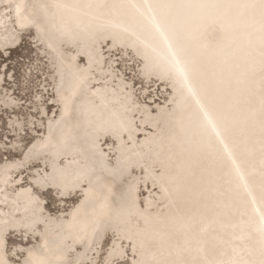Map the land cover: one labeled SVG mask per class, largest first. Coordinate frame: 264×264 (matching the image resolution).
Wrapping results in <instances>:
<instances>
[{
	"label": "bare ground",
	"instance_id": "obj_1",
	"mask_svg": "<svg viewBox=\"0 0 264 264\" xmlns=\"http://www.w3.org/2000/svg\"><path fill=\"white\" fill-rule=\"evenodd\" d=\"M2 4L9 12H0V46L9 15L16 30H34L35 44L56 62L51 106L60 114L40 147L30 143L21 158L0 165V264H93L96 241L109 231L102 264L123 262L127 250L128 264H264V0ZM102 44L137 58L144 81L171 88L154 124L142 117L133 124L140 111L111 87L110 75L95 74L105 68ZM78 53L83 65L74 63ZM106 139L114 144L111 163L99 147ZM33 148L48 157L37 166L47 178L34 169L38 188L61 200L80 194L64 223H57L62 211L55 224L42 218V199L22 179ZM130 171L142 175L141 203L137 181L117 192ZM5 234L21 244L22 234L36 235L40 245L16 246L11 254L21 256L11 261ZM75 249L88 251L87 259Z\"/></svg>",
	"mask_w": 264,
	"mask_h": 264
},
{
	"label": "rangeland",
	"instance_id": "obj_2",
	"mask_svg": "<svg viewBox=\"0 0 264 264\" xmlns=\"http://www.w3.org/2000/svg\"><path fill=\"white\" fill-rule=\"evenodd\" d=\"M4 8L2 4L0 6L1 14L9 12V10ZM13 18V15L7 17L5 25L8 32L1 38L7 45L4 47L0 46V165H4L6 159L8 161H16L21 158L23 154L22 151L30 143L36 142L35 146L40 147L47 140L43 135V132L46 131V125L48 126L49 123L52 124L54 117L58 118L60 114L58 107L56 109L51 106L52 103H54V97H57L55 85L57 84L58 78L54 68L56 62L54 64L52 60H49L50 55L46 52L44 47H41L40 44H35L34 37L37 35H35L34 30H32V28L16 30L14 27V24L17 26L16 21L10 22ZM101 46H103V48H101V61L105 63V68L100 71H95V74L110 75L111 87L118 90L119 93H123V97L128 96L127 103L130 108L134 111H140V115L136 118L133 117V124L137 123L140 126L139 117H142L143 125L154 124L153 121L155 119L164 115L161 114L160 111H165L170 104V102L165 99L169 97V91H167V89L170 90L171 88L167 85L162 86L160 83L152 82L151 79L154 78L144 81V74L140 73L142 68L139 66L140 61L133 57V55H129L128 52L109 51V48L105 47L104 44ZM64 51H68L66 46L62 49V52ZM73 58L74 63L83 65L82 58L78 55H73ZM103 82V79L93 80V84ZM11 101L13 103L11 104L12 106L9 107V103L7 104V102ZM154 126L157 127V125ZM41 138L42 141H44L43 143L39 141ZM132 139H134V143L137 142V136H132ZM127 142L128 140L124 142L125 146ZM99 147L102 151L106 150L108 161L111 163L113 160V151H115L114 144L109 139H106V141L100 142ZM137 147L139 146L137 145ZM133 148H135V146ZM35 149L33 148L30 152L31 158L29 157V159H27L30 168L23 173L22 179L26 185L31 182L32 186L28 185V187L36 197L42 199L44 206L42 205V207L39 208V213L41 216L43 215L42 218H46V220L55 224L57 221L55 219L53 221L52 216L54 218L58 212L62 211L64 212L63 217L65 218L62 217L60 222L57 223H64L63 221L68 217V212L73 206L77 205L80 194L75 196L72 195L67 200H61L56 193L47 188L48 186L44 189L38 188L36 181H40V179L36 178L35 182H32L33 176L36 175L34 169L40 170L44 176L42 172L44 168H38L37 166L42 163V159L44 161L45 159L48 160V157L44 155L36 157L34 155ZM25 162L26 160L21 165H15L14 168L20 169L26 165ZM145 165L146 164H143L142 167ZM3 170L5 171L6 168ZM44 177L41 178V180H43ZM141 178L142 175L140 173L128 172L123 179H120V182H117V192L121 194V188L137 181V183H139L136 190L137 192L139 191L140 194L137 198V202L141 203L144 198L143 194L147 191L144 186L141 189L139 188V185H143V179ZM151 191L152 190L149 192ZM54 194L57 198H55ZM38 228H40L39 230L41 232L39 235H43L44 230H42L41 227ZM112 233L113 231L103 232V236H99L101 241H96L97 244L94 247V255L91 254L89 256L93 264L103 263L104 255L112 245ZM5 235L4 251L6 257L11 261L13 259H20L21 254L19 256H14L13 253L11 254L14 249H18L16 246L38 248L40 245V243L37 242L38 236L36 235H34L35 238L29 236L32 238L29 239V237L22 234V239H28L24 240L22 244L20 236H15L14 234ZM28 241L29 243H27ZM124 248L126 250L128 249L127 246H124ZM78 251L76 252L75 249V255L77 254L80 259L84 258L83 260H86L89 252ZM112 253H114V251ZM128 254L131 253L127 250V254H125L126 258L123 262L115 264H128L127 260L130 259V257L128 258L127 256Z\"/></svg>",
	"mask_w": 264,
	"mask_h": 264
},
{
	"label": "water",
	"instance_id": "obj_3",
	"mask_svg": "<svg viewBox=\"0 0 264 264\" xmlns=\"http://www.w3.org/2000/svg\"><path fill=\"white\" fill-rule=\"evenodd\" d=\"M69 31H70V30H66L67 33H69ZM71 33H72V32H71ZM72 34H73V33H72ZM67 36H68V35H67ZM72 36H75V34H73ZM106 40L109 41L110 39L107 38ZM78 56H81V57H82V55L79 54V53H78ZM159 59H160V60H159L158 62H161V59H162V58H159ZM37 224H40V223L38 222Z\"/></svg>",
	"mask_w": 264,
	"mask_h": 264
}]
</instances>
